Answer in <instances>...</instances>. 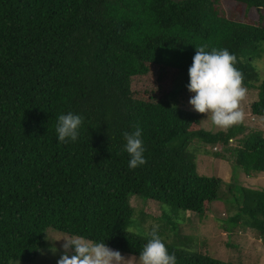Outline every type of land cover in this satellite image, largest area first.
Returning a JSON list of instances; mask_svg holds the SVG:
<instances>
[{"label":"trees","instance_id":"obj_1","mask_svg":"<svg viewBox=\"0 0 264 264\" xmlns=\"http://www.w3.org/2000/svg\"><path fill=\"white\" fill-rule=\"evenodd\" d=\"M223 3L257 16H226ZM196 46L236 56L243 86L257 90L251 111L263 116L255 62L264 55V0H0V264L33 262L49 228L139 257L148 237L131 228V194L160 204L155 219L165 222L176 264H230L182 233L188 213L204 224L222 200L224 180L200 174L196 154L218 145L216 156L234 153L247 175L264 173V136L253 129L236 138L241 123L210 132L203 114L174 98L189 83L181 77ZM151 67L168 81L131 91L132 77ZM69 112L83 124L76 141L62 143L57 119ZM137 126L147 162L133 169L123 133ZM238 187L221 208L222 227L253 230L264 245V190Z\"/></svg>","mask_w":264,"mask_h":264},{"label":"rangeland","instance_id":"obj_2","mask_svg":"<svg viewBox=\"0 0 264 264\" xmlns=\"http://www.w3.org/2000/svg\"><path fill=\"white\" fill-rule=\"evenodd\" d=\"M221 9L226 16H232L238 20L248 22L250 18H256L257 14L252 9L246 15H241L238 12H232L233 10L228 4H221ZM255 65L259 71L260 80L264 79V55L260 60L255 62ZM158 70L156 67H151L150 71L143 76L132 77L131 79V91L143 92V91H158L161 84L165 81H168V75L162 76L159 83L157 78ZM182 79H189V75L184 74L181 77ZM178 87V93L174 97L179 103L191 110L193 107L190 105V97L194 93L189 92L186 85L188 84L185 81H182ZM247 95L243 101H241V108L244 112V120L242 124V133L238 137L245 136L250 130H261L264 136V115H256L251 111V104L257 100V90L254 88H246ZM198 113V112H196ZM199 114V113H198ZM206 114H203L201 126L210 131L218 132L225 131L226 129H220L212 125L211 121L206 119ZM239 134V133H238ZM236 138H233L229 142V146L237 145ZM209 152H200L197 153V170L200 174L203 175H217L224 180V184L221 187V201H216L210 207L209 215L206 218V223L202 224L197 216L194 213H188V221L184 222L182 229L183 235L192 236L193 240L198 239L199 241L204 242V245L199 247L203 249L204 252L208 253L211 257L215 259H221L229 262L230 264H237L236 261H241V264H264V245L262 242L253 235V230L247 231L242 229V227H234L231 233L224 231L222 218L226 216L223 214L227 213L226 210L221 209L228 205L229 202L234 201L235 195L240 191L239 185L248 188L263 189L264 190V173L260 172L257 174L247 175L243 170L239 169L234 165V153L225 152L223 153L225 157L221 158L216 156L215 152L222 151V147L215 145L209 147ZM226 154V155H225ZM233 182V185L229 183ZM235 182L237 187H234ZM234 191V192H233ZM236 192V193H235ZM232 195V196H231ZM219 196V197H220ZM225 199V200H224ZM129 203L133 207V222L131 228L137 234H145L150 232L153 225H158V234L161 238L170 239V234L165 228V222L157 218L161 213L160 204L157 202L146 203L142 198L131 194L129 196ZM224 205V206H223ZM223 211V212H222ZM181 213V211H178ZM142 213L147 215L145 217ZM221 213V215H220ZM231 214V212L229 213ZM181 216V214H179ZM219 217V218H216ZM238 227V228H237ZM163 232V234H162ZM67 234L58 232L53 229H47L44 238V247L39 253L36 259L33 262L23 263V262H14L13 264H57V260L60 255L63 253L62 244L64 243L63 239L56 240L65 236ZM69 236V235H67ZM229 236V237H227ZM184 238V237H183ZM183 240V239H182ZM233 244V245H230ZM53 246L57 249L56 253L50 250ZM115 250V249H114ZM202 251V252H203ZM122 254V253H121ZM125 258L135 257L137 260L139 257L131 254H122ZM40 256H42L41 259Z\"/></svg>","mask_w":264,"mask_h":264},{"label":"clouds","instance_id":"obj_3","mask_svg":"<svg viewBox=\"0 0 264 264\" xmlns=\"http://www.w3.org/2000/svg\"><path fill=\"white\" fill-rule=\"evenodd\" d=\"M237 58L227 48L206 51V46H196L192 64L188 69L189 92L194 93L189 103L198 113L206 114V119L220 129H228L244 120L241 101L247 95L243 86L244 75L235 66ZM83 117L71 112L58 116L55 131L58 140L67 143L76 141ZM142 130L137 126L135 131L124 132L126 140L124 149L130 155L129 167L136 168L145 164V148L141 139ZM158 225H153L150 232L144 235L147 242L140 251L138 260L135 257L125 258L120 251L114 250L105 242H94L83 236H62L63 253L57 264H176L175 253H169L166 244L158 234ZM53 254L57 249H50Z\"/></svg>","mask_w":264,"mask_h":264}]
</instances>
